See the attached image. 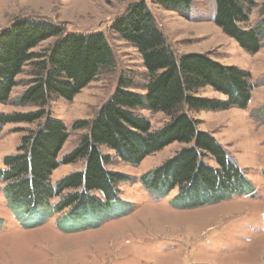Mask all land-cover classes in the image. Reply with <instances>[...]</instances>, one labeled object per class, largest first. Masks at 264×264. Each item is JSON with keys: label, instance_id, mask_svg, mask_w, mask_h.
<instances>
[{"label": "rangeland", "instance_id": "rangeland-1", "mask_svg": "<svg viewBox=\"0 0 264 264\" xmlns=\"http://www.w3.org/2000/svg\"><path fill=\"white\" fill-rule=\"evenodd\" d=\"M136 1L0 0V31L19 18L46 19L60 23L65 33L102 31L116 53V66L99 73L72 100L54 97L51 101L53 117L65 122L70 131L60 158L78 145L85 131L71 129L73 123L95 117L121 77L144 93L148 73L142 56L112 28L113 21L127 14ZM145 1L169 44L180 54L209 53L250 73L254 86L247 108L191 111L199 119V127L209 131L240 167L245 180L242 190L228 189L230 195L220 201L213 198L224 189H202L183 197L175 186L158 195L144 187L141 176L174 156L183 143L173 142L140 164L122 161L103 145L102 151L113 157L108 168L128 175V179L119 181L117 193L111 195L93 190L72 213L68 208L58 211L52 207L60 196L51 198L49 205L15 211L9 207L5 183L0 181V264H264V35L259 51L250 53L215 23V0H191L189 6L176 9ZM245 5L249 19L240 25L253 27L264 19V0H248ZM57 37L42 41L33 50L49 48ZM30 72L26 65L17 76L11 101L0 103V112L37 109L15 102L27 88ZM198 93L223 96L210 86ZM138 112L154 129L169 119L163 112ZM38 123L1 126L0 168L4 157L15 153L28 129ZM83 168V160L61 164L53 171L52 180Z\"/></svg>", "mask_w": 264, "mask_h": 264}, {"label": "trees", "instance_id": "trees-1", "mask_svg": "<svg viewBox=\"0 0 264 264\" xmlns=\"http://www.w3.org/2000/svg\"><path fill=\"white\" fill-rule=\"evenodd\" d=\"M215 1V23L241 48L258 52L264 19L253 27L240 25L249 19L245 5L248 0ZM190 2L154 0L156 5L170 9L185 8ZM112 28L142 56L148 73L144 93L121 77L95 117L73 123L71 129L85 131L78 145L62 158L59 153L70 131L65 122L53 117L51 101L54 97L72 100L99 73L116 66V53L102 31L65 33L60 23L46 19L19 18L0 31V103L11 101L17 76L29 65L32 77L15 102L37 108L28 112L1 111L0 128L8 123L39 121L22 137L16 152L4 157L0 168L9 207L15 211L32 209L49 205L51 198L60 196L52 207L58 211L68 208L72 213L91 197L93 190L117 193L118 182L127 180L128 175L108 168L113 157L102 151L103 145L113 149L122 161L140 164L173 142L183 143L174 156L141 176L144 187L158 195L175 186L183 197L202 189H224L213 198L220 201L230 195L228 189L242 190L245 180L240 167L209 131L199 127V119L191 111L247 108L254 86L250 73L224 64L209 53L180 54L169 44L145 0L132 3L127 14L113 21ZM52 36L58 37L49 48L33 50ZM207 86L223 96L199 95L198 91ZM138 109L163 112L169 119L154 129ZM77 160L84 161L83 169L52 180L56 168Z\"/></svg>", "mask_w": 264, "mask_h": 264}]
</instances>
